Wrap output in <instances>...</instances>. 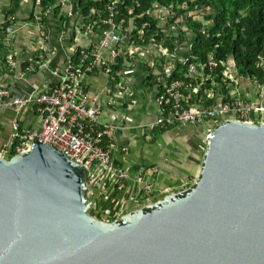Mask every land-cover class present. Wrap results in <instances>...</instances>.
I'll use <instances>...</instances> for the list:
<instances>
[{
  "label": "water",
  "instance_id": "obj_1",
  "mask_svg": "<svg viewBox=\"0 0 264 264\" xmlns=\"http://www.w3.org/2000/svg\"><path fill=\"white\" fill-rule=\"evenodd\" d=\"M94 203L51 146L0 157V264H264V123L219 126L188 189L113 222Z\"/></svg>",
  "mask_w": 264,
  "mask_h": 264
},
{
  "label": "built area",
  "instance_id": "obj_2",
  "mask_svg": "<svg viewBox=\"0 0 264 264\" xmlns=\"http://www.w3.org/2000/svg\"><path fill=\"white\" fill-rule=\"evenodd\" d=\"M33 1L35 11L32 23L43 32L45 38V20L47 16L53 14V10L45 11L42 0ZM70 1L73 2V0H60L62 9ZM138 1L114 0L108 7L106 19H100L99 23L103 26L100 34L94 31V24L85 26L86 23H84V27L78 32L95 36L98 43L91 48L76 47L62 70H52L51 73L59 78L56 85L24 99L12 98L8 90L0 89V98L7 100L4 107L19 109L33 106L41 118L39 132L22 129L18 123H14L12 143L0 149V157L10 158L11 154L17 156L29 153L36 143H42L81 164L87 173L90 198L95 202L93 216L105 222H113L123 217L125 213L119 210L112 221L105 219L102 212L97 210L96 196L99 197L105 189L108 178L116 180L117 188L124 191L125 182L130 180V176L127 172L114 169V155L108 150L105 141L108 134L117 130V127L102 123L100 120L103 113L102 107L97 105L96 99L89 97L85 88V79L88 75L100 71L115 83L121 80L124 82L126 72L131 71L139 63L147 62L142 53L146 46L144 45L145 30L148 25L144 24L142 29L138 30L136 18L128 19L121 12L122 6L128 9L131 6L139 8ZM188 1L194 2L195 0ZM128 2H131V5ZM72 6L73 14L74 4ZM186 11H188L187 6H177L176 10L175 6L167 8L156 5L152 12H148V15L158 23L159 28V32L157 31L149 38L157 54L149 65L148 75L160 89L159 103L163 107L162 117L150 129L202 124L205 127L201 136V148L207 152L216 129L222 124L227 122L250 125L264 123V85H260L255 78L240 76L233 58L223 61L211 54L206 62L197 61L193 56L196 34L188 27ZM92 12L93 15H97L95 10ZM128 13H132L131 9ZM189 16L203 24L202 33L209 37L208 30L214 25L213 21H206L205 13H190ZM65 18L71 20V16ZM4 24L8 25L3 30L5 45L14 47L17 39L15 16L6 17L3 25L0 24V29L1 26L4 29ZM124 35L128 45L126 52H123ZM166 39L170 41L166 43ZM183 47H190L191 56L178 59L176 55ZM44 53V51L37 53L27 59L19 76L20 79L46 68ZM122 56L127 59L125 62L128 64L127 67H124ZM6 59L2 69L13 71L15 68L14 54L7 55ZM120 61L123 65L120 70H117ZM219 68L223 69L220 82L213 74ZM258 68H264L262 62L258 63ZM244 81H249L257 89L255 101L242 97ZM142 190V198L136 201L137 209L156 202L154 200L155 186L152 183H143ZM160 193L166 197L176 191L164 189Z\"/></svg>",
  "mask_w": 264,
  "mask_h": 264
},
{
  "label": "crops",
  "instance_id": "obj_3",
  "mask_svg": "<svg viewBox=\"0 0 264 264\" xmlns=\"http://www.w3.org/2000/svg\"><path fill=\"white\" fill-rule=\"evenodd\" d=\"M13 1L0 0V24L3 25L8 17L7 12L13 10ZM72 4L70 1L62 9L65 17L71 16V20L65 25H62L54 13L47 16L44 25L45 38L43 32L32 23L35 11L33 0H22L13 15L17 29L14 47L5 45L4 31H0V89L8 90L12 98L24 99L56 85L59 78L51 73L52 70H62L76 47L91 48L97 45L95 36L78 32L85 22L78 13L72 14ZM126 39L124 35L123 52L127 51ZM169 41L170 39H166L165 42ZM145 43L142 54L147 62L139 63L132 68L133 71L126 72L124 82L121 80L115 83L100 71L85 79L89 97L96 99L97 105L102 107L100 120L104 124L117 127V130L108 134L105 141L108 150L114 155V169L127 172L130 176V180L125 182L124 191L117 188L116 180L108 178L105 189L99 197L96 196L97 210L109 221H112L119 210L125 215L138 210L136 201L142 198L145 182L155 186V201L164 198L160 193L164 189L179 192L183 187L186 188L190 180L200 174L199 165L206 153L201 148V136L205 127L202 124L150 129L162 117L163 107L159 103L160 89L148 75L149 65L157 52L152 42L148 40ZM43 51L46 68L20 79L27 59ZM11 53L14 54L15 68L13 71H5L2 68L7 61V55ZM191 53L190 47H183L176 56L178 59L187 58ZM121 58H124V67H127V59L124 56ZM256 91L249 81L243 82L244 99L255 101ZM6 101V98H0V149L12 143L14 123L31 132L41 130V118L33 106L6 108L3 106Z\"/></svg>",
  "mask_w": 264,
  "mask_h": 264
},
{
  "label": "trees",
  "instance_id": "obj_4",
  "mask_svg": "<svg viewBox=\"0 0 264 264\" xmlns=\"http://www.w3.org/2000/svg\"><path fill=\"white\" fill-rule=\"evenodd\" d=\"M22 0H14L13 10L7 12V16H12L17 11L18 5ZM43 8L53 10L56 17L63 24L70 20L65 18L62 13L60 0H42ZM114 0H73L74 11L78 13L86 23L85 26L94 24V31L98 34L102 32L103 26L100 25V19L107 17L108 7ZM187 2V3H185ZM140 7L126 6L121 7L122 14L126 18H136V27L142 29L144 24L148 25L145 30V41L147 44L151 35L159 32L158 23H156L148 12L154 10L155 4L169 8L171 5L187 6L188 27L193 29L196 34V42L193 47L194 58L202 63L206 62L207 57L215 55L218 60L228 61L233 58L236 62L240 76L255 78L260 85H264V68H258V63L262 62L264 67V0H139ZM131 5V2H128ZM93 10L97 15H93ZM190 13H205V19L214 23L208 30L209 37L203 35L204 26L201 22L195 21L190 17ZM4 24V29L7 28ZM162 38V35H161ZM159 38V39H161ZM3 48H5L2 45ZM122 61L117 70L122 68ZM222 68L213 74L217 76L220 82L222 77ZM207 73H209L207 71ZM108 137L106 138V140ZM106 146V145H105ZM14 157V154H11Z\"/></svg>",
  "mask_w": 264,
  "mask_h": 264
},
{
  "label": "rangeland",
  "instance_id": "obj_5",
  "mask_svg": "<svg viewBox=\"0 0 264 264\" xmlns=\"http://www.w3.org/2000/svg\"><path fill=\"white\" fill-rule=\"evenodd\" d=\"M202 163H203V161H202ZM202 163H201V165H199L201 168H202ZM201 171V170H200ZM199 176V175H198ZM197 176V177H198ZM197 177L196 178H194V179H191L190 180V184L185 188V187H183L184 189L183 190H185V189H188L192 184H194V182H195V180L197 179ZM182 191V190H181Z\"/></svg>",
  "mask_w": 264,
  "mask_h": 264
}]
</instances>
